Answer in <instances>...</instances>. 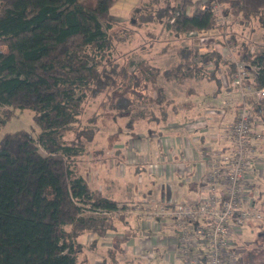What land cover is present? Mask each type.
<instances>
[{"label":"trees","instance_id":"16d2710c","mask_svg":"<svg viewBox=\"0 0 264 264\" xmlns=\"http://www.w3.org/2000/svg\"><path fill=\"white\" fill-rule=\"evenodd\" d=\"M117 1L0 0V127L13 109L32 110L39 127L36 135L17 130L0 140V264H78L81 235L116 233L125 211L143 203L104 195L78 171V159L98 129L94 113L85 117L90 101L104 94L103 107L111 101L110 88H124L126 95L114 91L117 104L123 101L115 108L130 112L127 127L133 128L138 117H145L131 114L139 104H155L145 122L156 125L196 107L191 88L178 105L162 88L156 96L148 93L159 76L179 83L214 79L236 95L234 62L217 50L177 46V62L165 68L142 60L129 72L130 62L114 64V42L127 35L114 30L110 10ZM215 1L223 16L241 25L264 16V0H149L131 12L130 25L156 23L176 36L225 31L226 22L210 9ZM225 42L245 65L244 81L264 88V51L251 50L249 43L231 35ZM220 64L226 68L221 72L225 81ZM245 101L252 116L264 120V100L249 95ZM113 150L122 153L121 148ZM257 197L264 208V187ZM253 248L241 253L243 264L250 263L257 251Z\"/></svg>","mask_w":264,"mask_h":264},{"label":"rangeland","instance_id":"374dc122","mask_svg":"<svg viewBox=\"0 0 264 264\" xmlns=\"http://www.w3.org/2000/svg\"><path fill=\"white\" fill-rule=\"evenodd\" d=\"M145 1L148 2L149 0H118L110 10V15L112 16L111 18L117 23L114 30L116 32L120 30L119 33L117 32L118 35L124 30L125 33H127L124 39L114 42L112 62L114 64L116 63L119 67L123 65L127 66L130 62V67L128 66L129 72L136 68L137 62L142 60H145L150 64H154L159 68H165L173 65L177 62L174 49L180 45L192 46L199 49L200 52L218 50L223 58L228 59V56L230 58H234L231 49L225 42V36L229 35L234 36L237 40H240V42L249 43V48L251 50L264 51V16L241 25L234 22L231 16L226 15L227 28L225 31L218 29L199 35L190 33L186 36H176L172 33L163 31L161 25L156 23L143 25L141 27L130 25L131 12L140 2ZM207 66L209 69L213 68L212 64H208ZM224 68L225 67L220 64V70L225 71ZM222 79L224 80L225 78L222 76ZM150 85L148 93L156 96L158 88H162L163 93L167 97L173 98L176 105L184 100V91L186 88H191L193 90L192 99L197 103V106L191 112L180 111L175 116H172L169 120L172 124L179 121L186 122L189 118L198 115V110L207 105V103L211 104L210 107L215 114L217 112L219 113V111L224 108H226V110L229 109L228 106H226V102L229 97L228 94H231V92L226 91L223 86H219L214 79H186L185 82L179 83L176 80L170 82L164 81V79L159 76L153 81V83L151 82ZM115 90L122 95H126L124 93V88L117 89L114 87L107 91L108 97L109 99L111 98V101L106 103L103 107L101 106V103L105 99L104 94H100L95 101H90L85 117L94 113V115H96L94 120L96 124L94 125L98 129L90 142L87 144L86 152L79 157L77 163L78 171L86 177L90 187L93 189L100 188L103 192L108 191L110 187H114L120 183L114 178L113 173L116 170H119V172L121 171L123 174L125 173L129 176V182H131L133 189H140L143 185L141 184L142 182L140 184L138 183V181H140L137 180L138 178L146 180V178L151 176L157 180V178L151 173L150 163L145 164L144 169L138 171H141L139 175H135L136 168H138L139 165L127 164L128 161L133 160V154L128 149L135 144L140 146L144 145V141L153 137L154 132H158L159 127L162 125L152 123L146 124L145 122V118L149 115V110L155 108V104L148 105L142 103L137 105L136 109L133 110L131 114L133 116H137V114L141 112L145 115V117L139 118L137 116L138 118L136 119L137 121L135 124H133V128H128L127 126L129 124H127V122L129 120L130 112L120 113L119 110L115 108V105L118 106L123 104V101H119V104H117L118 98L114 95ZM2 108L3 107H0V110ZM206 108L207 106H205L204 109ZM33 117L34 112L30 109H13V116H11V118L0 127V140L5 133L17 130H27L36 135L39 132V127L35 123ZM230 117H233V113L232 111L227 110L224 119H222V124H227L226 120ZM260 129L261 133H264V126ZM70 136L71 135H69V137ZM115 148H121L122 150V160L120 161L122 164H117L118 162L116 163L114 160L116 153L113 149ZM99 150H102V154H99ZM141 167L142 166H140V168ZM263 168L261 167V169ZM126 177L124 179L128 180L129 178ZM259 177H261V175ZM262 181L264 182L262 178L259 179V184L256 186V191L260 193L263 191L264 187ZM187 190L188 189L186 187H183L180 193L186 196ZM135 198L136 199L133 200L134 202H139L144 199L142 196ZM180 199H183V196H180ZM125 215H127V213H125ZM140 218L141 217L136 216L134 213H131L126 216L123 223H120V228L124 227V230L129 229V231L137 233L135 234V246L138 245L139 240L141 239L138 234L142 224V219ZM163 232H165V230H162L159 234H162ZM120 233L124 234L123 232ZM86 238L87 235L83 234L80 236L79 240L84 243ZM96 238L98 239L99 237ZM230 238L233 239L237 245L244 246L245 249L248 248L247 251L249 248L253 247V250L255 248L257 249L255 253H252L253 257L251 259L249 258L250 263L248 262V264H264V213L262 221L257 223H248L242 227L241 237L237 238L232 235ZM99 241H101L100 238ZM118 244L119 243H117V245ZM131 250L132 248H129L130 253ZM120 252L121 251H119V249H117V251H115V249L113 250V254L111 256L113 261L112 264H146L143 260L138 262L132 255H130L132 258L127 260L128 262H124V259H127V255L121 257L119 256ZM102 256V250L98 249L97 251H92L88 246H85L79 254L78 264H94V261H97L100 264H102V262L106 264L110 261L108 257L100 259ZM158 261L161 262L160 260L153 258L150 259L149 263L158 264ZM161 264H163V262H161Z\"/></svg>","mask_w":264,"mask_h":264},{"label":"crops","instance_id":"0c3cea01","mask_svg":"<svg viewBox=\"0 0 264 264\" xmlns=\"http://www.w3.org/2000/svg\"><path fill=\"white\" fill-rule=\"evenodd\" d=\"M230 95L235 96V93L231 92L228 96ZM210 105V103H207L205 105L207 106L206 109H204L205 106L201 107L197 112L198 115L189 118L186 122L179 121L175 122V124H172V122L162 124L159 127V131L154 132L153 137L144 141V145L135 144L128 149L133 154V160L128 161L127 164L139 165L136 168L135 175H139L141 171H138L144 169L145 164L150 163L151 173L157 180L151 176L146 178V180L138 178L137 180H140L138 183L142 182L141 184L143 185L140 189H133L131 182H129V176L116 170L113 173L114 178L120 183L114 187H110L108 191L103 192L100 188L96 189L104 195L123 202H133L136 199L135 197L138 196L144 198V201L142 200L141 202H149L148 204L160 203L165 200L194 202L202 198L206 194L204 183L201 179L205 157L209 150L224 148L229 145V141L225 137V129L235 119L237 114V107L234 106V103L228 105L229 109L227 110L232 111L233 117L226 120L227 124H222V119H224L227 113L226 108L215 114ZM199 116L207 119L206 126L190 128L188 121ZM262 126H264V120L254 118L253 114L252 133H259L262 138H252L251 140L256 147L255 158L258 162L252 166L246 177L249 199L244 202L245 204H251V202H257L258 200L257 194L259 192L256 191V186L259 184L261 167H264V133H261L260 129ZM116 154L114 160L118 164H122L120 163L122 154ZM140 166L142 167L140 168ZM125 177L129 179H124ZM183 187L188 189L186 196L180 193ZM180 196H183V199H180ZM143 203L139 204V206H142ZM136 216L142 219L140 232L138 233L141 239L137 246H135V234L137 233L129 231V229L124 230V227L120 228V223L118 224L116 233H108L100 237L101 241L96 236L91 237L87 235L86 241L81 243L84 247L88 246L92 251L102 250L103 256L100 259L105 257L110 259L106 264H112L111 256L114 249L115 251L117 249L121 251L119 254L121 257L127 255V259H124V262H128L127 260L133 256L138 262L143 260L146 264H151L149 261L153 258L160 260L163 264H181L182 261L178 254V229L174 221L171 219H167L166 221L156 218L146 219L142 215ZM162 230H165V232L159 234ZM118 242L121 245H117ZM148 247L152 251L151 256L147 249ZM129 248H132L131 253L129 252ZM201 248V246H198V249ZM161 262L158 264H161ZM94 264L100 263L94 261ZM102 264L104 263L102 262Z\"/></svg>","mask_w":264,"mask_h":264},{"label":"built area","instance_id":"2783aa9c","mask_svg":"<svg viewBox=\"0 0 264 264\" xmlns=\"http://www.w3.org/2000/svg\"><path fill=\"white\" fill-rule=\"evenodd\" d=\"M210 9L217 15L218 21L226 22V17L222 15L221 7L216 1L211 3ZM228 60L235 65L232 83L237 91L235 96L227 98L226 105H235L236 101L237 114L225 129L229 145L211 149L205 157L201 179L206 194L194 202H146L125 211L127 215L134 213L146 219L173 220L178 229V254L181 264H243L240 257L245 247L237 245L230 237H241L243 226L260 222L263 218L264 208L261 204L244 202L249 199L246 177L252 166L258 162L255 158L256 147L251 140L262 138L259 133H252V113L245 98L253 95L256 100H264V88L255 89L244 81L248 78V73L243 62L229 56ZM219 72L221 76H225L221 73L222 70ZM206 124L207 119L203 116L188 121L190 128L204 127ZM263 169L259 179L264 177ZM198 246L202 248L198 249ZM147 249L151 256L150 247Z\"/></svg>","mask_w":264,"mask_h":264}]
</instances>
